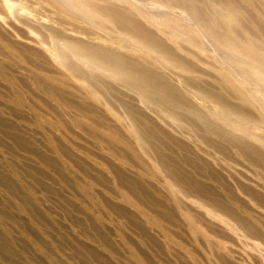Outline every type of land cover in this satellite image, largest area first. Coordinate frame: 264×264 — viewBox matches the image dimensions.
Listing matches in <instances>:
<instances>
[{
  "label": "rangeland",
  "instance_id": "374dc122",
  "mask_svg": "<svg viewBox=\"0 0 264 264\" xmlns=\"http://www.w3.org/2000/svg\"><path fill=\"white\" fill-rule=\"evenodd\" d=\"M0 264H264V0H0Z\"/></svg>",
  "mask_w": 264,
  "mask_h": 264
}]
</instances>
